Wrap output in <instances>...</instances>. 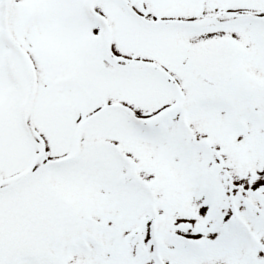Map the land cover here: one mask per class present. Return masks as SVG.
Wrapping results in <instances>:
<instances>
[{
    "label": "rangeland",
    "instance_id": "374dc122",
    "mask_svg": "<svg viewBox=\"0 0 264 264\" xmlns=\"http://www.w3.org/2000/svg\"><path fill=\"white\" fill-rule=\"evenodd\" d=\"M9 2L14 20L29 11V0ZM35 10L45 11L38 4ZM247 44L250 52L243 72L249 76L236 90L259 86L264 92V77L253 78L257 73L264 76L256 68L264 62L258 47L262 40L253 38ZM72 90L71 86L68 91ZM74 90L86 103L95 101L89 107L100 103L98 91L95 96L87 83ZM236 92L228 88L207 93L209 101H217L211 104L213 110L190 121L195 125L199 118L207 119L202 127L190 122L183 127H143L139 137V132L125 137L134 125L116 122L86 131L81 149L95 162L85 175L72 176V167L64 171L68 174L61 170L47 179L46 190L71 209L62 230L66 264H264V114H240L228 105L216 111L220 98L233 99ZM255 98V107L264 111V96ZM38 178L29 185L38 184ZM27 185L0 198V235L7 252L16 248L14 255H21L17 264H46L24 256L29 250L36 252L31 248L36 247L34 239L43 240L44 233L30 235L27 244L16 233L24 224L17 220L16 199ZM145 217L149 223L144 227ZM75 233L77 244L66 251L67 239Z\"/></svg>",
    "mask_w": 264,
    "mask_h": 264
},
{
    "label": "flooded vegetation",
    "instance_id": "af4514ba",
    "mask_svg": "<svg viewBox=\"0 0 264 264\" xmlns=\"http://www.w3.org/2000/svg\"><path fill=\"white\" fill-rule=\"evenodd\" d=\"M37 4L45 11H32ZM28 5L26 17L11 19L9 30L34 64L33 125L47 160L71 154L76 125L96 110L77 109L80 92H63L70 85L75 89L81 76L104 89L100 91L102 106L123 107L104 112L91 124L103 121L109 126L118 117L129 121L131 116L161 113L176 104L178 92L182 104L175 116L203 113L206 98L198 94L203 80L190 69V58L209 38L229 40L242 68L250 52L247 42L253 38L262 40L258 47L264 54V0H93L88 12L83 10V0ZM248 18L259 20H244ZM208 19L213 22L207 23ZM241 74L225 82L247 80ZM58 81L62 87L48 94ZM29 83L30 70L23 71L13 54L0 58V179L24 171L32 161L17 125ZM77 114L81 116L76 119ZM36 191L26 187L16 200Z\"/></svg>",
    "mask_w": 264,
    "mask_h": 264
},
{
    "label": "water",
    "instance_id": "95a60500",
    "mask_svg": "<svg viewBox=\"0 0 264 264\" xmlns=\"http://www.w3.org/2000/svg\"><path fill=\"white\" fill-rule=\"evenodd\" d=\"M3 1L4 5L2 33L6 44L9 46L10 43L7 40L8 33L5 23L6 0ZM15 52L18 51L15 50ZM193 63L197 64V71L209 81H217L219 79L231 76L239 65L238 59L236 58V54L232 46L220 39L211 40L200 46V48L194 54ZM97 116L98 114L89 118L79 127V129H81L83 125L93 120ZM2 191L3 190H1L0 192Z\"/></svg>",
    "mask_w": 264,
    "mask_h": 264
},
{
    "label": "bare ground",
    "instance_id": "6f19581e",
    "mask_svg": "<svg viewBox=\"0 0 264 264\" xmlns=\"http://www.w3.org/2000/svg\"><path fill=\"white\" fill-rule=\"evenodd\" d=\"M35 139L37 138L35 135H34Z\"/></svg>",
    "mask_w": 264,
    "mask_h": 264
}]
</instances>
